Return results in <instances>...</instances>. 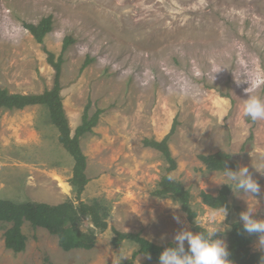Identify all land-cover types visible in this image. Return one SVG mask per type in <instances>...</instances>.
<instances>
[{"label": "rangeland", "instance_id": "rangeland-1", "mask_svg": "<svg viewBox=\"0 0 264 264\" xmlns=\"http://www.w3.org/2000/svg\"><path fill=\"white\" fill-rule=\"evenodd\" d=\"M50 15L53 30L40 43L24 24ZM67 37L73 43L64 52L61 93L72 132L89 103L91 115L105 110L81 139L91 179L82 200H103L111 210L109 228L93 249L64 251L57 236L26 222V250L14 252L5 245L11 223L0 222V264H120L138 246L114 245L113 227L157 244L172 242L182 228L193 231L176 200L153 195L168 163L143 144L162 140L176 120L172 176L190 190L200 224L220 226L228 247L232 223L255 201L233 191L225 217L203 203L202 191L217 194L225 184L199 156L219 151L248 166L261 187L256 214L264 218V121L243 116L245 89L264 97V0H0L2 86L22 94L51 89L56 70L48 51L58 58ZM73 167L46 106L0 111V198L77 202ZM82 226L91 223L85 219ZM258 241L252 251L264 254ZM134 264L158 262L138 255Z\"/></svg>", "mask_w": 264, "mask_h": 264}, {"label": "trees", "instance_id": "trees-1", "mask_svg": "<svg viewBox=\"0 0 264 264\" xmlns=\"http://www.w3.org/2000/svg\"><path fill=\"white\" fill-rule=\"evenodd\" d=\"M54 18L52 15L44 17L39 23H25L36 40L43 43L45 37L53 30ZM73 43L70 37L65 38L62 53L56 57L55 53L48 51V61L55 68L56 75L54 86L39 94H22L11 92L0 83V111L20 110L28 106L43 105L50 113L51 122L59 130V141L74 158L73 176L70 179L74 191L77 194V202L67 200L59 204H49L46 202H16L10 199L0 198V222L11 223V227L5 233L6 248L14 252H23L26 250L28 237L24 233V224L29 222L33 227H42L47 229L52 235L59 239V245L64 251L74 249L91 250L97 243L98 234L109 228V218L111 216L110 208L103 200L95 199L92 202L82 200L88 183L91 181L87 174L88 158L81 145V139L88 133H92L98 125L100 116L104 109L98 108L95 113L90 114L91 103H89L82 116L81 124L72 132L69 119L67 117L63 96L61 75L64 63V52ZM92 59H87L82 70H84ZM178 121L174 123L172 130L162 140L154 138H145L144 146L154 148L161 152L168 163L167 171L159 182L158 187L153 191L155 197H171L176 200L182 210L187 214V219L194 232L205 229L198 221V211L192 204V194L183 183L174 178L169 182L166 177L172 175L177 168L178 163L173 156L169 141L176 132ZM200 160L209 170L221 171L223 165L236 169L239 167L232 154L226 152H216L213 154L199 156ZM233 190L227 184L223 185L217 194L202 191L200 196L204 204L216 210L231 211L230 201ZM88 219L91 223L86 230L82 223ZM113 244L118 246L124 241L137 244L138 248L134 251L132 258L127 259L120 264H134L138 255L151 257L150 261L158 262L160 252L166 244H157L144 237L140 232H122L115 227ZM220 236V234H217ZM258 236H249L243 232L240 221L233 222L228 233V251L229 259L232 264H261L262 252L252 251L251 244ZM187 247V246H186Z\"/></svg>", "mask_w": 264, "mask_h": 264}, {"label": "clouds", "instance_id": "clouds-1", "mask_svg": "<svg viewBox=\"0 0 264 264\" xmlns=\"http://www.w3.org/2000/svg\"><path fill=\"white\" fill-rule=\"evenodd\" d=\"M220 69H217L216 72ZM245 93H247V98L243 100V116L253 122L264 121V97L254 95L247 89H245ZM166 179L169 182L174 181L172 175H168ZM216 182L227 184L237 194L255 197L254 202L248 200L247 207L239 214V221L242 224L243 232L249 236L259 237V247L264 250V218H258L256 214V197L260 195L261 187L249 171L248 166L240 165L238 168L232 169L223 165L220 179ZM164 202L167 203V200ZM170 206L179 208L180 205ZM226 215L227 209L224 208V217ZM173 219L180 223L179 216L174 215ZM222 230L220 226L205 228L197 232L182 228L174 234L172 243L160 252L158 264H232L225 240L217 235ZM125 257L127 256H122L121 261ZM148 258L151 259L150 256ZM261 264H264V256L261 257Z\"/></svg>", "mask_w": 264, "mask_h": 264}, {"label": "bare ground", "instance_id": "bare-ground-1", "mask_svg": "<svg viewBox=\"0 0 264 264\" xmlns=\"http://www.w3.org/2000/svg\"><path fill=\"white\" fill-rule=\"evenodd\" d=\"M67 187L69 186V185H66Z\"/></svg>", "mask_w": 264, "mask_h": 264}]
</instances>
